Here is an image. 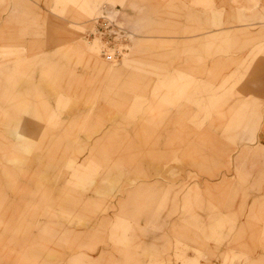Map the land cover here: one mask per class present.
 <instances>
[{
    "label": "rangeland",
    "instance_id": "obj_1",
    "mask_svg": "<svg viewBox=\"0 0 264 264\" xmlns=\"http://www.w3.org/2000/svg\"><path fill=\"white\" fill-rule=\"evenodd\" d=\"M0 264H264V0H0Z\"/></svg>",
    "mask_w": 264,
    "mask_h": 264
},
{
    "label": "built area",
    "instance_id": "obj_2",
    "mask_svg": "<svg viewBox=\"0 0 264 264\" xmlns=\"http://www.w3.org/2000/svg\"><path fill=\"white\" fill-rule=\"evenodd\" d=\"M129 37L115 8L103 5L88 33V39L99 45L100 58L106 63H118L129 46Z\"/></svg>",
    "mask_w": 264,
    "mask_h": 264
},
{
    "label": "bare ground",
    "instance_id": "obj_3",
    "mask_svg": "<svg viewBox=\"0 0 264 264\" xmlns=\"http://www.w3.org/2000/svg\"><path fill=\"white\" fill-rule=\"evenodd\" d=\"M92 45H96L97 44V42L95 41V42H93V43H91ZM97 46V45H96Z\"/></svg>",
    "mask_w": 264,
    "mask_h": 264
},
{
    "label": "crops",
    "instance_id": "obj_4",
    "mask_svg": "<svg viewBox=\"0 0 264 264\" xmlns=\"http://www.w3.org/2000/svg\"><path fill=\"white\" fill-rule=\"evenodd\" d=\"M214 9H215V7H214Z\"/></svg>",
    "mask_w": 264,
    "mask_h": 264
}]
</instances>
